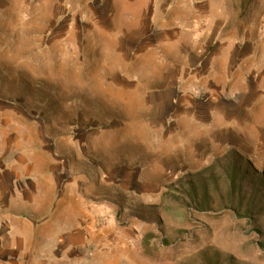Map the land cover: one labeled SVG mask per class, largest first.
<instances>
[{"label": "rangeland", "instance_id": "obj_1", "mask_svg": "<svg viewBox=\"0 0 264 264\" xmlns=\"http://www.w3.org/2000/svg\"><path fill=\"white\" fill-rule=\"evenodd\" d=\"M6 175L45 264H264V0H0Z\"/></svg>", "mask_w": 264, "mask_h": 264}, {"label": "crops", "instance_id": "obj_2", "mask_svg": "<svg viewBox=\"0 0 264 264\" xmlns=\"http://www.w3.org/2000/svg\"><path fill=\"white\" fill-rule=\"evenodd\" d=\"M0 178V264H45L47 238L64 213L59 209L66 208L65 199L50 192L48 180L38 178L34 186L33 180L17 175ZM69 229L59 242H72Z\"/></svg>", "mask_w": 264, "mask_h": 264}]
</instances>
